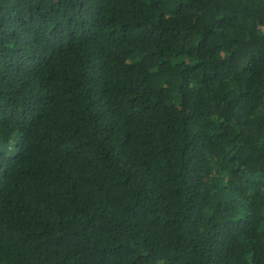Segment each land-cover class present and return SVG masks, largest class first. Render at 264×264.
<instances>
[{
	"label": "trees",
	"instance_id": "1",
	"mask_svg": "<svg viewBox=\"0 0 264 264\" xmlns=\"http://www.w3.org/2000/svg\"><path fill=\"white\" fill-rule=\"evenodd\" d=\"M0 264H264V0H0Z\"/></svg>",
	"mask_w": 264,
	"mask_h": 264
}]
</instances>
